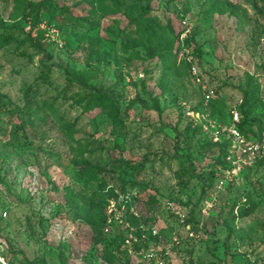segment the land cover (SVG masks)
<instances>
[{"label": "rangeland", "instance_id": "obj_1", "mask_svg": "<svg viewBox=\"0 0 264 264\" xmlns=\"http://www.w3.org/2000/svg\"><path fill=\"white\" fill-rule=\"evenodd\" d=\"M0 33V264H264V158L230 130L263 138L264 0H0Z\"/></svg>", "mask_w": 264, "mask_h": 264}, {"label": "trees", "instance_id": "obj_2", "mask_svg": "<svg viewBox=\"0 0 264 264\" xmlns=\"http://www.w3.org/2000/svg\"><path fill=\"white\" fill-rule=\"evenodd\" d=\"M143 13H145V12H143ZM159 28L162 29V31L160 32V36H159V42H160V48H161L160 51H159V56H160V58L162 60L166 61L170 56L174 55V51L169 46V43H170L171 39L173 38V33H172V30L169 31L166 28H162L160 25H158V23H151L149 28H148V32H154V33L158 34ZM179 35L180 34H178L177 37H179ZM9 38H10L9 35L6 36V35H4V33H0V41H2L1 42V46L6 45L7 42L9 41ZM187 42H188V39H187ZM195 48H196L197 51H200V47L196 46ZM47 78H48V75L46 74V75H44V77L41 78V80H46ZM91 89H93V88L91 87ZM246 116H247V112H245V117L241 121V126L242 127H240V130L245 135H249L247 127L250 125V121L247 119ZM72 128L73 127H69L70 130ZM85 141H86V143H83L82 141H79V145L83 148V150L80 153L81 157H83L85 153L93 154L95 152V150H98L96 148H99V146H96L93 149H91V146L93 144H95V143L96 144L99 143V141L89 140L88 138L85 139ZM221 143L225 147H228L229 144H230V141H229V139H224V140L221 141ZM100 147H102V146H100ZM115 147H119V146L115 145L114 148ZM102 148H104V147H102ZM149 155L144 157L137 164H136V162L133 163V160H131V159H122V164L125 163V164H127V165L139 170L140 168H143V167L147 166V162L150 160V157H148ZM85 168H86L87 174L91 178V180H101L103 186H107V185H109V181H108L107 178L110 177L113 180L115 186L120 187L123 191L127 190L128 180L125 177V174H127L125 171H122L121 175L117 176V175H115L116 174L115 169H111V170L103 169V168H99L98 165H95V166L86 165ZM92 169H97V171L95 173L91 174L93 172ZM209 172H210V173H208L209 175L205 179V180H208V181H206L205 184H204L203 192H205V190L208 187L212 186V183H213V181L215 179V171H214V169L212 168ZM112 191H113V189H112ZM169 201L174 202L176 205L183 204L182 200L177 199V198H175V199L170 198ZM248 202H249L250 205L246 209L244 207L240 208L241 215H248L251 211L255 210L257 204L254 202V200L252 198H249ZM191 212H192L191 210L187 211L189 216H190ZM98 216H99L100 223L105 222L106 213L103 212L102 209L98 212ZM190 219H192V217ZM185 264H203V263H200V262H197V263L188 262V263H185Z\"/></svg>", "mask_w": 264, "mask_h": 264}, {"label": "built area", "instance_id": "obj_3", "mask_svg": "<svg viewBox=\"0 0 264 264\" xmlns=\"http://www.w3.org/2000/svg\"><path fill=\"white\" fill-rule=\"evenodd\" d=\"M232 132V136L234 138V145L237 148L238 153L245 155L249 159H255L258 157H263L264 158V133H263V138L261 141H255L249 139L244 133L240 131V129L236 127L230 128ZM250 161V160H249ZM216 202L215 200H209L206 205L203 207V212L204 215H209L211 210L214 208ZM169 209L171 210L172 213L178 215V218L181 222H184L188 218V214L185 212L180 211L176 204L172 201H169L168 203ZM190 235L194 236L195 232L190 229ZM163 252V253H161ZM158 253V250H152L148 255H147V260L150 263L154 264H170V261L168 260V255L169 252L166 251H161ZM5 264V263H4Z\"/></svg>", "mask_w": 264, "mask_h": 264}]
</instances>
